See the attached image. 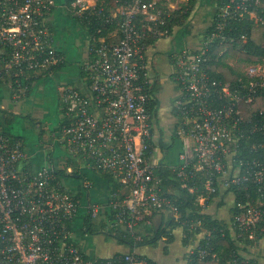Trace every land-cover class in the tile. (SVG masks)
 <instances>
[{
	"label": "built area",
	"instance_id": "1",
	"mask_svg": "<svg viewBox=\"0 0 264 264\" xmlns=\"http://www.w3.org/2000/svg\"><path fill=\"white\" fill-rule=\"evenodd\" d=\"M56 4L0 0V82L9 83L16 98L26 92L22 81L30 74L52 76L66 64L47 24ZM258 4L229 0L218 7L216 26L203 47L179 53L173 71L180 93L176 134L184 146L177 174L181 186L203 180L209 196L223 189L241 191V212L230 230L237 239L254 242L264 234V119L246 118L241 105L253 103L264 89V64L247 70L249 85L241 82L232 90L209 75L207 63L210 45L225 38L229 20L254 17L251 9ZM70 10L92 41L81 66L85 85L60 88L67 122L61 130L63 147L86 171L111 176L117 188L110 189L107 202L90 201L93 183L85 173L78 174V191L57 173L73 174V168L31 170L23 142L0 130V264H142L133 254L91 255L81 243L89 237L86 220L80 233L78 221L86 207L87 218L102 220L105 231L118 229L123 237L129 232L142 240L135 234L152 225L154 215L179 218L175 202L163 195L156 175L160 162L155 149L151 152L152 82L145 55L150 38L169 35L170 15L158 0H73ZM111 28L116 30L105 35ZM208 200L201 197L200 204L206 207ZM209 255L199 251L201 259ZM211 257L213 264L219 261Z\"/></svg>",
	"mask_w": 264,
	"mask_h": 264
},
{
	"label": "crops",
	"instance_id": "2",
	"mask_svg": "<svg viewBox=\"0 0 264 264\" xmlns=\"http://www.w3.org/2000/svg\"><path fill=\"white\" fill-rule=\"evenodd\" d=\"M163 9L170 15L169 23L175 19L169 27V35L163 38H150L145 49V55L149 61V75L152 82L151 88L157 90L156 97L159 100L158 114L153 120L152 139L154 146V154L160 163L175 167L180 163V155L184 151L182 144L181 150L173 147L163 153L158 147L161 141L163 143H171L174 132L177 128V115L175 104L180 97L179 88L173 79L175 57L183 51H197L203 47L208 31L212 28L215 16L218 11L221 0H158ZM115 10V6H112ZM177 20V21H176ZM79 20L74 17L70 10L68 0H57L56 7L47 18V24L54 36L56 48L65 56L66 64L56 70L52 76H44L43 73L29 75V80L22 83L26 85V92L23 91L17 98L14 96L11 85L9 83L0 82V130L10 137L21 140L24 144L29 158V167L31 170H38L47 166H55L58 170H66L73 168L74 173L68 174L64 178V184L73 190L81 191L79 173H85L88 180L93 183V189L88 199L93 202H107L109 191L112 183L109 175L100 172L86 171L77 161L72 160L67 151L63 147L61 138V124L63 122V112L61 104L60 88L63 85L71 83V86L81 88L85 85L84 72L81 65L77 63L75 58L68 55L70 40L72 35H77V47L81 53L79 57L86 62L89 57V49L91 47L90 32L85 29ZM116 30L115 28L113 31ZM76 31V33H75ZM116 32L111 33L114 35ZM115 39V38H113ZM70 61H69V59ZM229 66L236 71H241L233 65H243L245 69L241 72L246 73V69L253 65L238 62L230 58L227 60ZM247 69V70H248ZM49 107V109H48ZM53 108V115L57 124L53 129L42 128V123L38 122V118L46 120L51 116L50 112ZM57 109V110H56ZM50 114V115H49ZM22 116L32 117L36 122L35 126L30 125L28 120H23ZM23 120V121H19ZM173 123V134H170L169 140L164 138L165 128ZM40 128L41 131H37ZM163 128V129H162ZM46 131H51L50 136ZM181 142V140H180ZM178 143V142H177ZM161 165V164H160ZM228 198L233 199L234 195L230 192ZM227 195V194H226ZM225 194L221 195V203L224 204ZM233 197V198H232ZM223 198V200H222ZM227 204L228 206H231ZM156 215L153 216V218ZM162 215L156 216L158 224ZM87 218V208L82 209L78 221V230L81 232L82 223ZM152 218V219H153ZM175 240L172 243L164 245L163 252L159 254V244L157 248H149L157 250V256L152 257L149 254L142 253L140 249L136 253L147 256L159 264H186V257L192 252L193 245L185 247L183 245V235L178 238L174 231ZM94 236L82 238L84 248L93 256H104L105 253H97L96 249L90 246ZM95 240V239H94ZM162 242V241H161ZM199 243V241H198ZM198 246V245H197ZM197 246L195 248H197ZM194 248V249H195ZM129 249L122 247L121 250L115 249L113 255ZM102 254V255H101ZM107 257V256H105ZM156 258V259H154ZM264 258V257H263ZM259 264H264L262 258H256Z\"/></svg>",
	"mask_w": 264,
	"mask_h": 264
},
{
	"label": "trees",
	"instance_id": "3",
	"mask_svg": "<svg viewBox=\"0 0 264 264\" xmlns=\"http://www.w3.org/2000/svg\"><path fill=\"white\" fill-rule=\"evenodd\" d=\"M72 1L73 0H68V4L70 5ZM228 2L229 0H221L219 7L224 6ZM251 11L254 13V17L246 15L244 18L229 20L224 31L225 38L216 39L210 45L207 71L215 80L223 84L229 83L232 90L239 87L241 82L249 85L251 79L247 78L246 73L236 71L229 66L227 63L228 59L233 58L238 62L253 66L264 64V0H259V4L254 6ZM217 15L218 13L215 18ZM174 21L175 19L169 23V27H172ZM215 26L216 21L214 20L212 28L208 31V35L214 30ZM113 29L114 28H111L105 31V35H108ZM112 41H118V39L115 38ZM60 68L61 67L58 69ZM156 93L157 90H155L154 87L150 89L152 98L150 111L153 115V120L158 114L160 105ZM241 110L246 118H256V120L264 119V116L259 115L261 112H264V89L259 90L253 103L241 105ZM66 123V120L63 118L61 130ZM173 141L174 148L178 146L181 150L182 141L180 142L176 130L171 143L167 144L161 141L158 147L166 155L167 151L173 147ZM151 144L152 152L156 148V145L154 146L152 141ZM160 164L161 165H159L156 171V175L161 180L160 186L163 195L175 202L179 209L178 220L174 219L171 214H169L168 217L162 215L158 225L154 226L152 224L142 227L136 232L135 235L140 236L142 240H137L135 237L131 236L129 232L125 233L126 236L123 237L124 232L118 229H110L106 232V224H104L102 220L92 222L88 218L86 219V233L89 236L104 234L106 240H116L119 245L129 249L128 254H133L140 259L142 264H159L147 256L137 254L136 250L145 246L157 248L159 243L163 240L172 243L175 240L174 231L182 229V240L185 247L189 246L191 241L196 240L198 236L202 235L197 248L186 257V264H213L214 260L211 257L213 254L219 259L215 264H227V262L231 264H246L245 262L248 258L242 255L241 252L249 254L250 248L257 246L259 242L264 240V234L259 235L258 240L254 242L248 239H237L230 230L231 223L233 224L235 222L234 218L241 212L237 203L243 196L242 192L236 189L228 191L233 193L236 197L234 203L230 207L228 206V213L230 216L228 220L215 218L211 214L203 212L204 207L200 204V198L209 197L206 203L208 205L218 193L215 194V196H209L208 191L204 188L203 180L199 183L190 182L187 188H182V184L177 176L179 165L171 167L165 165L163 161ZM57 173L63 177H68L65 171H58ZM109 179L112 183V188H117L114 179L111 176H109ZM194 187L197 188H195L194 192H191L190 189ZM255 193L256 191L253 190L252 195L255 196ZM220 205L223 204L221 203ZM107 215V218L112 222L113 214L108 212ZM192 223H194L195 226L191 227ZM198 223H201V227H196ZM201 249L208 250L210 255L205 259H201L199 257V251ZM121 253L122 252H118L116 254ZM248 262L250 264H259L256 259H250Z\"/></svg>",
	"mask_w": 264,
	"mask_h": 264
},
{
	"label": "rangeland",
	"instance_id": "4",
	"mask_svg": "<svg viewBox=\"0 0 264 264\" xmlns=\"http://www.w3.org/2000/svg\"><path fill=\"white\" fill-rule=\"evenodd\" d=\"M75 33H76V31H75ZM71 37H72L71 38L72 40H70V47H69L68 55L71 58H75L76 61H77V63L82 66L84 62L81 59L82 57L81 56H80L81 58L79 57V53H81V52H80V50L77 47V40H76L77 35H72ZM69 61H70V59H69ZM233 66L235 68L241 70V71H243L245 69V67L243 68V65L238 66L237 64H235ZM247 69H246L245 72H247ZM69 85H72V84L69 83V84H66V85H63V86H69ZM48 109H49V107H48ZM51 111H52V112H50L51 116L47 117L46 120H44L43 118H40V117L38 118V122L42 123V125H41L42 128H48V129L52 130L53 129V126L57 124V121H58V120H56L57 117L56 118H53V115L56 114V116H57L58 113H57V111L55 113L54 110H53V108L51 109ZM22 117H23V120L24 119L28 120V123L30 125L35 126L36 122L29 121V120H34V118H32V117H29L28 118L26 116H22ZM17 119L19 120V118H17ZM23 120H19V121L21 122ZM24 123L27 124L26 121ZM172 124L173 123H171V125L167 126V128H165V131H164L165 132L164 138L167 139V140H169L170 134H173V125ZM37 131H41V129L38 128ZM50 132L49 131H46V134H48L50 136ZM223 194H225V195L227 194V195H226V197H225L224 200L222 198V200L224 201V204L223 205H220L221 204V197H222L221 195H223ZM228 195H229V193H227V190H224L223 189L220 192V194H218L216 197H214L213 200L208 205L205 204L206 207H204L203 212L204 213H207V214H211L215 218L217 217L219 219H224V220L227 219L228 220L230 218L229 213H228V209H229L230 206L227 207V204L231 205V203L233 201V199L231 200V199L228 198ZM204 202L205 201H202L201 200V203L204 204ZM159 215H164V216L168 217L169 216V213L156 214V216H159ZM155 217L152 219V224L154 226L155 225H158V223H157L158 220H156ZM108 231L109 230H107L106 232H108ZM175 234H176V236H178V238L180 237V234L182 236L183 235L182 229L175 230ZM201 238H202V235L198 236L196 240H193V241L190 242V245H193L192 251L195 250L194 248L198 245V241ZM159 244L162 245V247H158L159 248V254H160V253L163 252V249L165 248L164 245H167V243H166V241H162ZM90 246L93 247L94 249H96V252L98 254L101 253V251L104 252L105 253L104 256H111V255H113V251H115V249H118L119 248V250H121L122 247H123V246L119 245L117 243V241L114 240V239L113 240L112 239L106 240L104 234H100V235L94 236L93 237V241H91ZM146 247H148V246L140 247L138 249H140V251L142 253L149 254L152 257L157 256L156 255V254H158V253H156L157 250L154 252V250L149 249V248H152V247H149V248H146ZM125 253L128 254L129 251H125ZM241 254L244 255L245 257H247L248 260H250V259H256V258H262L264 260V258H263L264 257V240H262L261 242H259V244L257 246H255L253 248H250L249 249V254L248 253H244V252H241ZM154 259H156V258H154ZM248 260L246 262H248Z\"/></svg>",
	"mask_w": 264,
	"mask_h": 264
}]
</instances>
